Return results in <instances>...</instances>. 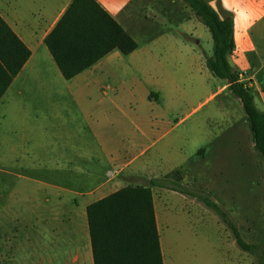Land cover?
Returning <instances> with one entry per match:
<instances>
[{"label":"crops","instance_id":"0c3cea01","mask_svg":"<svg viewBox=\"0 0 264 264\" xmlns=\"http://www.w3.org/2000/svg\"><path fill=\"white\" fill-rule=\"evenodd\" d=\"M72 1L0 0L1 17L31 51L29 59L0 98V111L4 117L7 108L13 106L14 93L22 95L27 83L49 81L52 75L60 81L64 79L76 84L82 80L81 90H71L72 95L77 96L79 91L92 86L103 91L105 87L99 82L101 76L108 72L109 65L121 60V55L127 56L130 63H138L146 57L150 61L162 58L176 64L185 62L205 67L206 55L212 52L203 47L206 26L183 0H96L137 42V47L128 54L114 49L89 68L66 79L45 39ZM206 1L221 15L233 19L235 48L229 57L233 65L248 78H264V0ZM211 95L212 91L207 98ZM77 108L89 128H80L76 134L68 131L64 122L46 125L38 133L31 128L27 130L22 124V128L11 131L16 137L7 133L6 161L22 162L23 165L27 160H37L43 177L18 173L21 184L15 187L6 185L7 175L16 174L13 170L7 169L6 178H0V185L3 184L0 186V202L3 203L0 231L6 226L11 228L3 248L5 253L0 255L5 262L12 257L16 264H29L25 261L28 257H19V252L34 248L35 244L33 264H95L87 206L128 185L121 186L118 180L140 173L138 170L125 172L136 161L137 155L129 157L127 150L121 154V108L117 111L105 107ZM49 109L56 114L77 111L61 105ZM135 124L141 134L157 137L153 145L164 138L170 140L168 153L164 155L166 159L180 155L178 149L183 145L185 133L178 128L179 123L168 120L165 126L154 122L148 126L136 121ZM47 130H54V134L50 135ZM94 139L98 145L95 153L92 146L88 148ZM133 148L131 145L130 150ZM190 156L183 155L180 161L166 169L160 167V171L148 176H165L182 169ZM30 183L34 186L32 189L28 186ZM169 191L184 200L164 204V222L160 218L162 208L153 196L164 264H204L206 246L220 257L227 247L237 249L230 230L217 217L213 218L216 223L214 240L207 237L204 227L207 207L204 204L200 208V201H187L186 195ZM196 208L199 210L197 215ZM227 260L229 264L236 263L229 257Z\"/></svg>","mask_w":264,"mask_h":264},{"label":"rangeland","instance_id":"374dc122","mask_svg":"<svg viewBox=\"0 0 264 264\" xmlns=\"http://www.w3.org/2000/svg\"><path fill=\"white\" fill-rule=\"evenodd\" d=\"M205 30L203 47L209 52L212 51V37L207 27ZM242 74L241 79L254 87L256 104L264 109V78L254 76L253 79L248 78L245 72ZM50 80L27 83L22 95L14 93L13 106L7 108L5 117L0 111V178H6L7 169L16 173L13 176L7 175L6 185L15 187L21 184L18 173L43 177L37 160H27L23 165L22 162L6 161L7 133L10 137H16L13 132L22 128V124H25L27 130L31 128L38 133L46 125L64 122L65 128L76 134L80 128H89L77 107H105L111 111L121 108V154L127 150L129 157L137 155L136 161L125 172L138 170L140 173L118 180V184L146 185L151 178L148 176L150 173L160 171V167L166 169L180 161L183 155H191L182 169H179L182 182L190 188L208 192L224 206L236 221L245 240L255 243L263 241V159L254 148L241 101L230 93L225 81L212 75L206 65L204 67L203 64L185 62L176 64L162 58L150 61L146 57L138 63H130L127 56L121 55V60L109 65L108 72L102 74L99 82L105 87L103 91L92 86L79 91L77 96H73L71 90H81L82 80L76 84L64 79L60 81L53 75ZM210 91L212 95L207 98ZM53 105L76 108L77 111L56 114L49 109ZM168 120L173 124L179 123L178 128L185 133L183 145L178 149L180 155L170 159L164 156L168 153L170 140L164 138L153 145L157 137L141 134L135 124L136 121L148 126L154 122L165 126ZM47 131L50 135L54 132ZM131 145H134L132 150ZM91 146L94 153L97 152L95 139L92 145L88 144V148ZM147 163L148 168H145ZM28 186L31 189L34 187L32 183ZM153 192L159 208L167 202L179 203L184 200L166 188L153 187ZM188 198L187 201L193 199ZM2 204L0 202V210ZM202 204H199L200 208H203ZM163 210H160L161 222L165 218ZM198 211L197 208L194 210L195 215ZM205 216V233L214 240L216 223L213 218L219 217L208 208ZM10 229L6 226L0 231V255L5 253L3 248ZM34 246L19 252V257H28L25 261L29 264H33L36 259ZM205 249L204 264H229L228 257L235 264H257L254 255L246 254L238 247H227L221 257L209 251V246ZM16 263L12 257L5 262L0 256V264Z\"/></svg>","mask_w":264,"mask_h":264},{"label":"trees","instance_id":"16d2710c","mask_svg":"<svg viewBox=\"0 0 264 264\" xmlns=\"http://www.w3.org/2000/svg\"><path fill=\"white\" fill-rule=\"evenodd\" d=\"M207 27L212 52L206 55L211 73L225 81L243 106L254 148L264 168V109L256 104L254 87L241 79L229 63L235 48L234 23L206 0H183ZM57 66L70 79L114 49L134 51L137 42L96 1L73 0L45 39ZM31 55L30 49L0 15V98ZM179 170L154 177L148 184L126 185L87 206L95 264H164L154 207L153 187L177 191L203 203L230 230L237 246L264 264V231L261 243L244 239L230 212L208 192L182 182Z\"/></svg>","mask_w":264,"mask_h":264},{"label":"water","instance_id":"95a60500","mask_svg":"<svg viewBox=\"0 0 264 264\" xmlns=\"http://www.w3.org/2000/svg\"><path fill=\"white\" fill-rule=\"evenodd\" d=\"M229 63H230L231 65H233V62H232V60H231V59H229Z\"/></svg>","mask_w":264,"mask_h":264}]
</instances>
